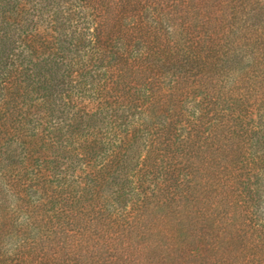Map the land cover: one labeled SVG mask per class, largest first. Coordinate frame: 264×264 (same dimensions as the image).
<instances>
[{"label": "trees", "instance_id": "trees-1", "mask_svg": "<svg viewBox=\"0 0 264 264\" xmlns=\"http://www.w3.org/2000/svg\"><path fill=\"white\" fill-rule=\"evenodd\" d=\"M0 264H264V0H0Z\"/></svg>", "mask_w": 264, "mask_h": 264}, {"label": "rangeland", "instance_id": "rangeland-1", "mask_svg": "<svg viewBox=\"0 0 264 264\" xmlns=\"http://www.w3.org/2000/svg\"><path fill=\"white\" fill-rule=\"evenodd\" d=\"M235 181H230V184H228V187H227V190H224V195L227 193L228 194V192L230 191L229 189L232 187L231 185H233V183H234ZM231 186V187H230ZM223 199V197L222 196H220V200H222ZM234 200H236V199H234V197H231V199L230 198H228V199H226V200H223L222 201V206H220L223 210V212H229V214L230 213H232V209L231 208H229L230 207V205L233 203V201ZM238 200V199H237ZM231 203V204H230ZM234 203H236V201L234 202ZM225 204V205H224ZM224 205V206H223ZM235 211V210H234Z\"/></svg>", "mask_w": 264, "mask_h": 264}]
</instances>
